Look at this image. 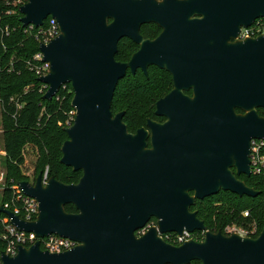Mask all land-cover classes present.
I'll list each match as a JSON object with an SVG mask.
<instances>
[{
	"label": "water",
	"instance_id": "water-1",
	"mask_svg": "<svg viewBox=\"0 0 264 264\" xmlns=\"http://www.w3.org/2000/svg\"><path fill=\"white\" fill-rule=\"evenodd\" d=\"M20 12L24 27L58 22L60 34L40 45L50 72L39 80L48 100L72 86L76 115L60 161L83 174L70 184L53 176L43 184L42 171L34 184L17 182L39 201L33 221L3 204L0 213L20 230L78 244L50 252L38 240L15 256L2 251L1 264H264V227L256 237L207 231L180 245L161 236L206 231L191 211L196 199L260 194L239 176L252 175L251 141L264 139L256 110L264 108V34L239 35L264 18V0H28ZM148 23L162 29L154 39L141 33ZM123 38L140 46L127 62L116 59ZM151 65L174 76L156 104L166 120L130 132L125 111L113 114L114 94L129 70L148 75ZM153 215L158 226L138 236Z\"/></svg>",
	"mask_w": 264,
	"mask_h": 264
},
{
	"label": "trees",
	"instance_id": "trees-1",
	"mask_svg": "<svg viewBox=\"0 0 264 264\" xmlns=\"http://www.w3.org/2000/svg\"><path fill=\"white\" fill-rule=\"evenodd\" d=\"M21 14L7 15V7L0 1V54L4 62L1 68V78L6 79L15 72H20V80L15 83H5L0 92L1 133L3 151L0 155V177L2 163H5L9 173L3 185L4 200L17 198L19 188L17 182L34 179L46 165L50 166V175L64 183H77L82 171H74L61 163L62 145L68 138L65 131L66 124L71 121L72 99L74 92L71 84L66 89L62 87L52 99H44L46 89L34 71L30 70L27 62L39 51V43L29 38L25 27L20 21ZM10 30L7 33L6 28ZM161 28L157 24H145L141 33L145 38L153 39L159 35ZM28 39V40H27ZM24 40V41H23ZM23 41V42H22ZM22 42V43H21ZM138 50V45L129 38L119 42L116 59L127 62ZM14 57L10 63H8ZM14 72V73H10ZM172 79L168 72L152 67L149 76L141 71L134 75L129 72L120 80L112 102V111H125L124 122L130 132H136L145 126L147 120L159 119L155 115L156 102L169 92ZM26 88H28L26 90ZM17 97L23 107L18 110L16 103L11 100ZM117 111V112H115ZM33 150L34 159L30 170H24L26 164V150ZM3 159V160H2ZM241 179L247 185L260 191L256 197L238 196L230 191H222L199 201L196 204L198 216L205 222L207 229L213 232L222 231L226 234V227L232 223L247 225L254 220L258 224V232L264 227V174L251 176L242 175ZM1 186V185H0ZM14 209V208H13ZM68 212H75L74 205H66ZM249 211L250 216H244ZM8 218L0 213V220ZM2 226L0 223V233ZM5 249V241L0 238V252ZM192 262H199L194 260ZM191 262V263H192Z\"/></svg>",
	"mask_w": 264,
	"mask_h": 264
},
{
	"label": "built area",
	"instance_id": "built-area-1",
	"mask_svg": "<svg viewBox=\"0 0 264 264\" xmlns=\"http://www.w3.org/2000/svg\"><path fill=\"white\" fill-rule=\"evenodd\" d=\"M1 1V0H0ZM28 0H3L7 7V15L21 14L20 7L27 3ZM22 15V14H21ZM7 33L8 27L6 28ZM26 32H37V39L41 42L39 44V51L34 54L33 58L27 62V65L30 70L34 71L35 74L39 77L45 76L50 72L49 62L44 61V55L40 51V45L42 43L48 44L51 40L56 38L60 34V28L58 22L53 17H48L45 20V23L39 27H35L33 24L25 27ZM264 34V18L257 19L251 26L242 27L239 35V39H246L249 37H258ZM43 83V82H42ZM63 87H66L64 85ZM28 88H26L27 90ZM43 89L48 90V85L43 83ZM11 100L16 103V106L19 109L23 107V104L19 102L17 97H12ZM75 111L72 112L70 118L71 121L68 123L71 125L75 119ZM69 125V126H70ZM5 154V152H2ZM251 171L252 174L262 175L264 174V139H253L251 142ZM50 175V166L46 165L42 170V180L43 184H47L49 181ZM0 179H3L2 176ZM32 179V180H31ZM29 182L31 184L35 183V179L31 177ZM19 188L18 186H16ZM20 190V188H19ZM17 198L12 199V205L14 209H11L5 205V207L13 210L16 214H19L21 218L26 221H33L38 217L39 214V201L36 198L29 197L24 193L18 192ZM244 215L246 217L250 216L249 211H245ZM2 226V232L0 233V238L5 241V251L7 254L15 256L19 247L25 246L30 247L35 244L38 240L41 242V248L43 250H48L50 252H62L68 249L73 248L78 243L71 238L63 237L58 234H50L46 237H38L34 232H27L25 230H20L15 224H13L10 218H2L0 220ZM226 233H238L242 236H251L256 235L255 230H251L248 233H243L238 230L236 227H226ZM139 236L142 234H138ZM206 235V231H195L188 232L185 231L183 235H179L176 232H168L161 234V236L169 243L174 245H180L184 242L194 239L196 241H203ZM2 251L0 252V264L2 263Z\"/></svg>",
	"mask_w": 264,
	"mask_h": 264
},
{
	"label": "rangeland",
	"instance_id": "rangeland-1",
	"mask_svg": "<svg viewBox=\"0 0 264 264\" xmlns=\"http://www.w3.org/2000/svg\"><path fill=\"white\" fill-rule=\"evenodd\" d=\"M8 31H9V33H10V30L8 29ZM27 33V36L29 37V38H34L39 44H40V42H41V40L39 41L38 39H37V32L36 31H33V32H26ZM28 40V39H27ZM24 41V40H23ZM22 41V42H23ZM21 42V43H22ZM14 57H11V59H10V61L8 62V63H10L11 61H12V59H13ZM5 64H4V62H3V60H2V57H1V54H0V70H1V68H3V66H4ZM10 73H14V72H10ZM16 74L15 75H11L10 77H8V78H6V79H3V78H1V73H0V92H1V88H2V86L5 84V83H7V82H12V83H15L16 81H18V80H20V76H19V74H20V72H15ZM20 77V78H19ZM66 89H68L69 88V84H67L66 85V87H65ZM75 111V110H74ZM115 112H117V111H115ZM1 122H2V119H1V110H0V155L2 156V152H3V138H2V133H1ZM73 123V122H72ZM70 124L69 123H67L66 124V127H68ZM34 159V154H33V150H31L30 148H27V150H26V164H27V167L26 168H24V170H30L31 169V166L30 165H32V163H33V160ZM3 160V159H2ZM8 173H9V170H8V168H6V165H5V163H2V171H1V176H2V178L3 179H0V205H6L7 207H9V208H11V209H13V205L12 204H10V201H6V200H4V195H3V189H4V187H3V185L5 184V179H6V176L8 175ZM32 180V179H31ZM194 209H196V207L194 208ZM245 216V215H244ZM236 227L238 230H240V231H242L243 233H248V232H250L251 230H255L256 232H258V224L257 223H255V221L252 219V220H250V221H248V223H247V225H241V224H238V223H232V224H230V225H228L227 227ZM230 234H232V233H228V235H230ZM260 234V233H259ZM258 234V235H259ZM246 236V235H245ZM191 264H199V262H192Z\"/></svg>",
	"mask_w": 264,
	"mask_h": 264
},
{
	"label": "flooded vegetation",
	"instance_id": "flooded-vegetation-1",
	"mask_svg": "<svg viewBox=\"0 0 264 264\" xmlns=\"http://www.w3.org/2000/svg\"><path fill=\"white\" fill-rule=\"evenodd\" d=\"M148 24H152V23H148ZM155 24V23H154ZM143 25H145V24H143ZM142 25V26H143ZM159 26V25H158ZM160 27V26H159ZM142 28V27H141ZM161 28V27H160ZM161 31H162V29H161ZM160 34V33H159ZM145 37V36H144ZM156 38V37H155ZM148 39V38H147ZM154 39V38H153ZM138 45V44H137ZM139 45H138V49H139ZM152 67H157V68H159V69H161V70H165V69H162V68H160V67H158V66H156V65H151L150 67H149V69H148V75H145V76H149V72H150V69L152 68ZM138 71H141V72H143L141 69H139ZM166 72H168L169 74H170V76H171V79H172V87H171V89L169 90V92L173 89L174 90V88H175V81H174V76H173V78H172V74L169 72V71H167V70H165ZM129 72V71H128ZM144 73V72H143ZM145 74V73H144ZM168 92V93H169ZM184 93L185 94H187V95H190V96H193V90L192 89H188V90H184ZM167 94V93H166ZM165 94V95H166ZM165 95H163L162 97H164ZM161 97V98H162ZM160 99V98H159ZM158 99V100H159ZM157 100V101H158ZM156 104H157V102H156ZM155 110H156V107H155ZM256 110H257V113L259 114V116L260 117H262V118H264V108L263 107H257L256 108ZM236 112L238 113V114H246L247 113V111H245V110H243L242 108H237L236 109ZM118 113V112H117ZM117 113H113L114 115L115 114H117ZM156 115V114H155ZM157 116V118H159V119H151V120H155V121H158V122H164L165 120H166V118L165 117H163V116H158V115H156ZM150 119V118H149ZM148 119V120H149ZM147 120V121H148ZM147 126V123H146V125L145 126H142V127H146ZM253 140V139H252ZM252 142V141H251ZM233 170H235V168H233ZM241 176L242 175H240L239 176V178L241 179ZM223 191V190H222ZM222 191H220V192H222ZM219 192V193H220ZM193 193V192H192ZM218 193V194H219ZM213 196V195H212ZM210 197V196H209ZM208 197H205L204 199H196V202H195V204L191 207V211L193 212V211H197L196 209H194L195 208V206H196V204H197V202H199V201H204L205 199H207ZM71 205H74V204H72V203H70ZM69 204V205H70ZM68 205V204H67ZM75 206V205H74ZM76 208V207H75ZM76 212H78V210H77V208H76V211L75 212H71V213H76ZM197 214H198V211H197ZM199 217V216H198ZM158 220H159V218L158 217H156L155 215H153V216H151L150 217V219H149V221L146 223V225L143 227V228H140V229H138L137 231H136V234L138 235V234H144V233H146L151 227H157L158 226ZM205 223V222H204ZM206 226V225H205ZM207 231H210V230H208L207 229V226H206V232ZM221 231V230H220ZM211 232H213V231H211ZM222 232V231H221ZM227 234V233H226ZM139 236V235H138ZM141 236V235H140Z\"/></svg>",
	"mask_w": 264,
	"mask_h": 264
}]
</instances>
